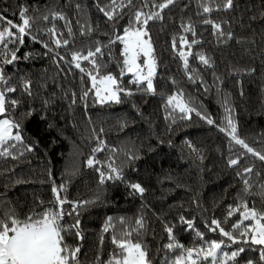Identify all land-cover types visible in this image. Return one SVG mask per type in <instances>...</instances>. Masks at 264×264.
I'll return each instance as SVG.
<instances>
[{"label":"trees","instance_id":"obj_1","mask_svg":"<svg viewBox=\"0 0 264 264\" xmlns=\"http://www.w3.org/2000/svg\"><path fill=\"white\" fill-rule=\"evenodd\" d=\"M134 3L139 7L141 0ZM96 5L97 0H0V13L19 24V12L27 8L26 15L36 17L34 34L50 47L54 46L46 32L54 26L64 34L63 38L70 40L67 48L55 51L70 60L72 51L86 52L95 47L96 41L107 45L115 38L114 33L122 35L135 10L126 9V15L113 23L107 21ZM212 7L210 14H203L200 0H179L178 6L165 10L162 22L149 23L159 63L154 80L156 94L137 90L135 84L129 83L130 74H126L121 87L131 89L134 94L121 93L119 104L96 103L93 92L82 101L83 91L91 86L88 77L74 67L69 71L63 61L58 68L53 54L45 55L47 50L42 43L25 36L24 44L18 46L20 59L12 65H3L9 83L17 88L16 93L9 95L21 100L10 115L22 124L24 142L9 149L11 156L0 157V211L14 208L24 217L33 208L41 211L52 207L53 185L57 188L64 185L62 197L71 202H89L78 209V217L64 216L68 224L74 218L80 220L84 239L67 236L66 241L73 246L81 245V264H94L98 255L100 264H104L115 251L111 243L113 232L119 236L122 229L135 228V221L141 217L144 228L134 232L131 239L147 248L152 264H170L175 255L165 247L169 242L166 226L173 227L177 241L186 247L201 243L195 232L187 230V225L180 221L181 217L194 221V228L204 234L205 240H225L228 247L224 251L230 253L243 246L245 251L236 264H247L248 260L264 264L259 256L261 246L232 244L205 227L215 218L222 223L227 219L223 226L230 229L239 214L228 218L227 213L230 207L238 206L242 195L249 207L264 208L261 193L264 162L247 154L239 166L229 167L228 159L241 156L245 150L234 143L230 147L229 137L219 131V127L225 126V107H230L239 136L264 153V0H233V7L227 10L223 8V0H212ZM51 12H61L71 21L73 36H68L65 21L51 16L48 21L42 19ZM205 18L226 21L224 29L232 33V38L218 39L211 25L203 23ZM189 21L195 26L196 38L202 41L194 46V56L189 58L190 67L199 72L200 79L196 82L187 79L182 61L171 47L172 39L182 34L181 23ZM85 26L93 31L81 35L82 27L87 31ZM187 35L189 40L193 39L191 34ZM122 47L117 41L104 48L103 58H98L101 75L111 73L120 78ZM201 51L211 58L212 67L203 66L195 58V53ZM82 66L91 69L87 61ZM24 80L32 83L31 97L22 93ZM177 91H182L193 107L215 123L209 125L195 112L191 119H180L177 113H173L175 122L166 119L171 111L166 107L167 97ZM72 92L76 93L75 104ZM27 112L31 114L25 117L23 114ZM97 136L106 147L94 153ZM189 142L196 152L188 146ZM29 147L33 150L28 151ZM113 148L117 151H111ZM130 155L136 159L129 160ZM93 156L103 168L101 164L87 165ZM112 161L122 169L123 179L100 183L97 168L107 172V164ZM247 166L254 168L248 177L251 195L243 194V178L237 175ZM132 183L145 189L142 196L130 188ZM63 208L69 212L72 204L66 203ZM109 217L114 227L104 232ZM121 219L125 221L123 225L119 223Z\"/></svg>","mask_w":264,"mask_h":264},{"label":"snow or ice","instance_id":"obj_2","mask_svg":"<svg viewBox=\"0 0 264 264\" xmlns=\"http://www.w3.org/2000/svg\"><path fill=\"white\" fill-rule=\"evenodd\" d=\"M179 0H141L140 6L136 7L134 0H110L108 3H100L97 0V8L106 17L107 21L117 23L126 15V9H135L127 21V26L123 27L122 35L114 33L115 38L110 39L107 45L96 41L95 47L84 51H72L70 60H66L64 56L60 55L55 49L61 47L67 48L70 40L63 38L64 34L58 32L53 26L47 29L46 34L49 35L51 43L54 47H50L49 43L42 42L37 35L34 34L35 16H28L27 8H22L19 12V19L21 23H14L13 20L8 19L0 13V157L11 156L10 148H15L17 143L23 144L24 138L21 135L20 129L22 124L15 120L10 114L21 104V100L10 96L11 93H16L17 88L9 83L10 77L5 73L3 65H12L20 59L17 55L19 45L24 44L25 36L36 43H42V46L48 53L53 54V61L59 68L60 62H65L69 66V71L74 67L82 74L86 75L90 81V88L83 91L80 99L86 101L89 92H93L95 102L101 105L106 103H121V93L125 96H132L134 93L129 88L121 87L122 78L126 74H130L131 79L129 83L135 84L137 90L155 95L156 88L154 80L157 75L159 67L158 59L155 55V47L152 43V38L148 25L150 22L164 20L165 10H170L172 7L178 6ZM233 7V0H223V8L225 10ZM79 9L80 5L77 4ZM200 8L203 14H210L213 11L212 0H200ZM147 9V10H145ZM219 10V9H216ZM6 11V9L4 10ZM65 21V27L68 29V36H73L71 28V21L61 12H51L42 16L44 21H48L49 17ZM204 24L211 25L213 35L218 39H231L232 33L226 32L224 29V22H217L209 18H205ZM87 31L82 27L81 35L90 34L93 29L90 26ZM182 34L174 37L171 41V47L176 55L182 61L183 69L187 79L196 82L200 79L197 69L191 68L189 58L194 56L192 49L198 43H202L196 38L195 26L190 21L188 23H181ZM15 29V31H13ZM191 34L192 40L188 39ZM119 43L122 47V60L119 63L120 78L111 73L101 75L100 69L102 65L98 62V58L102 59L104 56V48L110 47L111 44ZM179 43V48L177 47ZM10 44H16V48H9ZM143 58V60H142ZM195 58L199 63L205 67H212V60L204 52L195 53ZM87 61L91 65V69H86L82 66V62ZM63 71V69H61ZM84 76H81L83 81ZM219 79V78H217ZM175 84V81H172ZM203 83L202 80H200ZM143 86V87H141ZM32 83L30 80L22 82V93L31 97L33 95ZM207 91V88H205ZM47 103V101H45ZM72 103H76V93L72 92ZM166 107H169L167 118H171L175 122L173 113L179 114L180 119H191V114H195L201 119L205 120L209 125H213L215 121L208 115L201 113L191 105V101L186 99L182 91L170 95L166 100ZM232 109L225 107V126L219 127V131L226 134L230 140V147L232 143L239 145L245 152L237 158H229L227 163L229 167H236L240 165L241 159L244 155L251 154L259 161L264 162V153L256 151L253 147L239 136L238 125L235 122ZM30 112L24 113L27 117ZM101 131H103L101 129ZM98 146L93 149V152H100L104 150L106 144L99 136L96 137ZM15 142V143H14ZM188 146L192 151L197 149L189 142ZM28 151L33 149L29 147ZM115 152L116 149H111ZM129 160L136 159L135 156H129ZM101 164L100 161L95 160V157H90L87 160L89 167H94ZM104 165L101 164V168ZM108 171H101L97 168L100 175V183L105 180H122V169L114 165V161L107 164ZM254 172L252 166L243 167L242 171L237 175L243 178V194L251 195V185L249 184V175ZM259 175V173H257ZM19 183V181H18ZM130 188L141 196L145 189L139 183H132ZM54 193V204L52 207L43 208L41 211H36L33 208L27 215L21 217L14 208L6 207L0 211V264H81L80 252L81 245L75 246L66 241L67 236H74L77 240L84 239L80 229V220L74 218L73 223H65L64 216H79L78 209L83 205L89 203L88 201L71 202L67 197L61 196V191H66L64 185L57 188L55 184L52 187ZM261 193L264 194V184L261 185ZM66 203L72 204V209L65 212L63 206ZM42 205L43 202L41 201ZM239 214L238 220L235 221L230 229L223 226L227 223V219L222 223L221 220L213 218L210 224H206L210 232H218L220 236L225 237L227 241L232 244H251L261 246L260 260L264 261V208L257 209L255 206L249 207L248 202L240 197V202L236 207H230L227 217L230 218L234 214ZM183 224L187 225V230L195 232V236L201 241L199 245L193 247H186L178 242L174 235V229L171 226H166L165 231L168 234L169 242L166 248L174 252L175 255L171 259L170 264H236L237 258L244 253L243 246L236 250L224 251L228 245L225 240L219 241L215 239L205 240L204 234L194 228V221L187 220L184 217L180 218ZM250 222V223H245ZM121 225L125 223L123 219L119 221ZM135 228L129 230L122 229L119 236L114 231L111 236V243L115 246V251L109 256L104 264H152L149 259L147 248L139 241H133L131 236L134 232L139 233L144 228L143 218L135 221ZM112 225V218H108L103 231L108 232ZM103 237H101V244ZM94 264H100L99 255ZM247 264H253L252 260H248Z\"/></svg>","mask_w":264,"mask_h":264},{"label":"rangeland","instance_id":"obj_3","mask_svg":"<svg viewBox=\"0 0 264 264\" xmlns=\"http://www.w3.org/2000/svg\"><path fill=\"white\" fill-rule=\"evenodd\" d=\"M142 60H143V58H142Z\"/></svg>","mask_w":264,"mask_h":264}]
</instances>
